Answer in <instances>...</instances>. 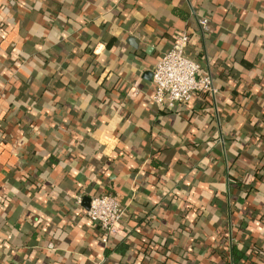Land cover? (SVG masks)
Returning a JSON list of instances; mask_svg holds the SVG:
<instances>
[{
  "label": "crops",
  "instance_id": "crops-1",
  "mask_svg": "<svg viewBox=\"0 0 264 264\" xmlns=\"http://www.w3.org/2000/svg\"><path fill=\"white\" fill-rule=\"evenodd\" d=\"M184 31L216 92L160 107ZM229 261L264 264V0H0V264Z\"/></svg>",
  "mask_w": 264,
  "mask_h": 264
},
{
  "label": "built area",
  "instance_id": "built-area-1",
  "mask_svg": "<svg viewBox=\"0 0 264 264\" xmlns=\"http://www.w3.org/2000/svg\"><path fill=\"white\" fill-rule=\"evenodd\" d=\"M199 23L204 32L210 30L207 17L200 18ZM189 39L185 31L176 34L170 49L157 61L153 70V100L160 107L173 109L178 104L190 102L199 92H216L212 76L203 71L200 62L187 56ZM76 200L81 203L82 197L77 196ZM86 214L100 225L102 240L108 242L110 236L120 231L124 207L116 195L103 193L91 198ZM224 264L234 263L229 261Z\"/></svg>",
  "mask_w": 264,
  "mask_h": 264
},
{
  "label": "water",
  "instance_id": "water-1",
  "mask_svg": "<svg viewBox=\"0 0 264 264\" xmlns=\"http://www.w3.org/2000/svg\"><path fill=\"white\" fill-rule=\"evenodd\" d=\"M150 73H151V75H152L153 72H150ZM90 200H91V199H90Z\"/></svg>",
  "mask_w": 264,
  "mask_h": 264
},
{
  "label": "trees",
  "instance_id": "trees-1",
  "mask_svg": "<svg viewBox=\"0 0 264 264\" xmlns=\"http://www.w3.org/2000/svg\"><path fill=\"white\" fill-rule=\"evenodd\" d=\"M239 256L241 257V255H239ZM239 256H238V257H239ZM223 264H224V263H223Z\"/></svg>",
  "mask_w": 264,
  "mask_h": 264
},
{
  "label": "rangeland",
  "instance_id": "rangeland-1",
  "mask_svg": "<svg viewBox=\"0 0 264 264\" xmlns=\"http://www.w3.org/2000/svg\"><path fill=\"white\" fill-rule=\"evenodd\" d=\"M188 56V55H187ZM189 57V56H188Z\"/></svg>",
  "mask_w": 264,
  "mask_h": 264
}]
</instances>
